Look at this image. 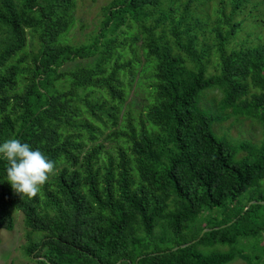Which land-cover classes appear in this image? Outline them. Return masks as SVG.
Here are the masks:
<instances>
[{"label":"trees","instance_id":"1","mask_svg":"<svg viewBox=\"0 0 264 264\" xmlns=\"http://www.w3.org/2000/svg\"><path fill=\"white\" fill-rule=\"evenodd\" d=\"M260 2L111 0L91 41L71 44L76 0H0V144L16 138L55 162L29 199L14 192L0 156V228L11 230L18 210L43 232L26 247L39 251L34 264H258L237 247L264 234L258 203L240 207L220 238L183 231L264 178V40L226 50L235 16L252 18ZM212 48L217 71L208 73ZM137 86L146 92L138 100ZM206 88L222 93V109L262 123L259 146L213 132L197 104ZM120 121L105 136L112 146L98 141ZM215 242L228 249H210Z\"/></svg>","mask_w":264,"mask_h":264},{"label":"rangeland","instance_id":"2","mask_svg":"<svg viewBox=\"0 0 264 264\" xmlns=\"http://www.w3.org/2000/svg\"><path fill=\"white\" fill-rule=\"evenodd\" d=\"M111 0H76L74 8L73 23L64 36L66 42L71 44L86 43L91 41L100 29L101 22L104 18V8ZM260 1V0H257ZM213 4L211 3L205 10L213 19ZM228 11V10H227ZM252 18H257L258 21L252 20L247 11L235 16V20L241 21L240 27L237 29L236 35L228 44L227 51L233 48H239L242 43L254 44L264 40V0L256 4L250 12ZM201 36V35H200ZM29 38V37H28ZM208 42H212V37H208ZM126 56H129L127 54ZM218 53L211 49L210 62L207 64L208 73L217 71ZM146 94L142 86H137L134 92L131 91L132 98L137 100ZM222 93L216 88H206L202 90L197 99V104L211 118V126L213 132L220 138L228 140L232 144L239 142H249L253 146H259L263 139V125L255 117L235 114L231 108H221ZM130 115L133 117L132 123L137 124V111L132 108ZM217 117L221 119L216 120ZM121 121L114 126L106 127L99 136L98 141L103 142L104 146H112L113 141L105 138V136L113 129L118 128ZM124 124H120L123 127ZM115 156V149L111 150ZM247 155V151L242 150L238 153V157ZM264 201V178L260 180L259 187L252 186L245 190L237 199L227 200L219 207L211 208L210 210L201 211L196 218L188 224L184 229L185 240H193L198 237L201 232L204 234V239L220 238L222 229L225 223L232 221V216L240 207L246 206L251 201ZM256 204V203H253ZM260 204L254 211L258 215L264 214V204ZM14 226L11 230L0 228V264H34L32 257L39 252L38 249L34 253H27L26 247L29 241H38L44 234L40 231H30L24 223V217L21 211L13 210ZM215 228V231L213 229ZM159 233L158 228L154 231ZM202 234V235H203ZM195 237V238H194ZM216 243V242H215ZM258 244V247H257ZM172 245V244H171ZM264 234H260L256 239L249 237H239L237 247L242 248L247 254L257 253L260 255L256 263L264 264ZM170 246V243L162 244L161 247ZM256 246V247H255ZM263 251H261V249ZM206 249V248H205ZM204 249V250H205ZM210 249L226 250L228 245L218 244L210 246ZM229 264H249L243 258L237 257Z\"/></svg>","mask_w":264,"mask_h":264},{"label":"clouds","instance_id":"3","mask_svg":"<svg viewBox=\"0 0 264 264\" xmlns=\"http://www.w3.org/2000/svg\"><path fill=\"white\" fill-rule=\"evenodd\" d=\"M0 156L7 162V181L14 192L29 199L36 198L41 187L55 172V162L39 149L12 138L0 144Z\"/></svg>","mask_w":264,"mask_h":264},{"label":"water","instance_id":"4","mask_svg":"<svg viewBox=\"0 0 264 264\" xmlns=\"http://www.w3.org/2000/svg\"><path fill=\"white\" fill-rule=\"evenodd\" d=\"M253 203H261V204H264V201H260V200H255V201H251V202H249V204L246 206V208L245 209H247L251 204H253ZM234 221V219L232 220V221H230V222H228L227 224H225V225H228V224H230L231 222H233ZM224 225V226H225ZM204 232V231H203ZM203 232H201V234L198 236V237H200V236H202V234H203ZM198 237L196 238V239H198ZM193 241H195V239L193 240ZM190 242H186V243H184V244H181L180 246H186V245H188ZM177 247V246H176ZM176 247H174V248H176Z\"/></svg>","mask_w":264,"mask_h":264}]
</instances>
